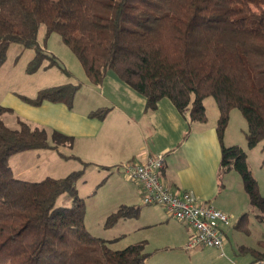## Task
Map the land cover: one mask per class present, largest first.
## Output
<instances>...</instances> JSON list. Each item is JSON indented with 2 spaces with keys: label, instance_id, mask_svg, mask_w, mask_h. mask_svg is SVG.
Instances as JSON below:
<instances>
[{
  "label": "trees",
  "instance_id": "obj_1",
  "mask_svg": "<svg viewBox=\"0 0 264 264\" xmlns=\"http://www.w3.org/2000/svg\"><path fill=\"white\" fill-rule=\"evenodd\" d=\"M41 26L46 36H60L89 83L100 85L111 70L145 98L147 110L168 99L178 112L188 111L191 121L203 123V101L213 98L221 172L235 170L249 205L264 214L245 153L223 144L234 109L246 122L247 146L264 141V0H0V67L9 46L18 44L34 50L28 71L37 70L47 58L37 42ZM75 92L73 86L52 87L20 99L31 106L49 101L70 107ZM2 111L0 264H144L141 243L113 250L86 230L85 203L76 190L82 170L38 182L13 176V155L56 149L71 139L52 132L50 146L45 129L23 121L10 129ZM92 115L101 119L103 111ZM61 194L72 200L70 206H55ZM136 216L134 208L124 207L109 221Z\"/></svg>",
  "mask_w": 264,
  "mask_h": 264
},
{
  "label": "crops",
  "instance_id": "obj_2",
  "mask_svg": "<svg viewBox=\"0 0 264 264\" xmlns=\"http://www.w3.org/2000/svg\"><path fill=\"white\" fill-rule=\"evenodd\" d=\"M86 83L92 87L91 92L97 101L95 107L85 112L60 102L43 101L39 106H31L14 93H8L1 101L3 112L15 113L17 126L18 119H21L32 127L45 129L49 137L52 132H57L71 139L70 143L56 149L50 147L13 155L8 165L15 178L32 182L26 176L31 170L30 164L33 160L34 163L42 160L45 164L59 163L58 175L54 178H63L69 172L65 170L64 173L65 164L75 161L78 162L77 171L82 166L84 171L90 166L107 176L118 173L125 179L120 168L123 164L143 162L147 157L162 154L164 163L160 178L171 193L190 192L201 205L212 206L228 216L227 223L221 225V249L203 247L188 250L192 251L190 257L201 264H250L264 258L262 241H258L254 247L244 242L238 234L239 224L244 219L240 217L236 224L232 223L236 213L220 201L228 190L222 182L226 171L221 172L220 167V143L216 134L218 112L215 119L198 123L191 121L188 111L178 112L168 99L160 100L155 110H147L145 98L117 76H107L106 73L100 85L89 83L86 77ZM99 110L103 111L101 119L92 115ZM1 120L5 123L2 116ZM225 135L226 130L224 138ZM49 145L52 146V141ZM28 157L32 161H28ZM24 160L27 162L20 165ZM14 162L18 167L16 171L13 170ZM36 165L35 168L38 167ZM231 170H227L228 173ZM124 181L129 199L120 206L137 211V216L133 217L136 219V244L141 243L144 252L147 246L155 244L154 253L145 252L148 258L155 252L177 247L186 250L184 247L194 231L169 216L160 206L144 205L142 186L126 179Z\"/></svg>",
  "mask_w": 264,
  "mask_h": 264
},
{
  "label": "rangeland",
  "instance_id": "obj_3",
  "mask_svg": "<svg viewBox=\"0 0 264 264\" xmlns=\"http://www.w3.org/2000/svg\"><path fill=\"white\" fill-rule=\"evenodd\" d=\"M37 42L47 58L42 61L37 70L32 72L28 71V67L35 56L34 50L22 48L18 44L9 46L5 61L0 67V103L8 93H14L18 98L23 96L33 99L38 92L47 88L73 86L76 87V92L71 105L76 110L85 112L90 107H95L97 98L91 92L92 87L86 83L84 70L74 54L62 43L60 36L57 33L46 36L45 28L41 26L38 30ZM107 76L116 77L111 70L107 72ZM204 105L206 119L208 121L215 119L218 109L213 98H206ZM1 116L6 127L17 128L15 113L2 111ZM18 121L22 120L18 119ZM246 130V122L240 112L236 109L232 110L224 138L225 146H235L245 153L247 167L257 182L261 197L264 198V141L254 148H249L245 140ZM48 143L51 144L50 137H48ZM28 158V161H32L30 157ZM26 162L27 160H24L20 165ZM35 164L38 167L35 168ZM58 164L55 165L52 162L45 164L42 160L34 163L33 160L30 164L31 170L26 176L30 177L32 182L41 181L45 177L54 178L55 175H58ZM65 166L64 173L65 170L69 172L64 174V177L77 171L78 162L70 161ZM56 167L58 168L55 169ZM17 169V163L14 162L13 170ZM83 169L82 166L83 175L76 181V190L77 196L85 203L84 224L86 230L92 236L110 240L109 246L113 250H121L128 245L136 244L137 232L134 231L136 219L122 217L115 223L109 221L110 216L119 209H123L124 206L120 205L129 199L125 193L127 186L125 179L118 173L107 176L99 169L90 166L85 171ZM222 182L228 193L220 201L226 208L236 213L232 223L236 224L240 217L244 219L239 224V237L253 247L258 241L263 242L264 214H260L249 205L240 175L235 170H231V173L226 171L223 173ZM243 196H246L244 204ZM71 202L72 200L66 194H61L57 197L55 206L66 207L70 206ZM239 209H242L241 212ZM155 247V244L152 243L145 248V252L154 253ZM190 252L192 251L178 247L165 252H155L149 258L147 257L144 264H201L196 258L190 257Z\"/></svg>",
  "mask_w": 264,
  "mask_h": 264
},
{
  "label": "built area",
  "instance_id": "obj_4",
  "mask_svg": "<svg viewBox=\"0 0 264 264\" xmlns=\"http://www.w3.org/2000/svg\"><path fill=\"white\" fill-rule=\"evenodd\" d=\"M163 163L164 156L158 154L147 157L143 162H127L120 168L126 180L142 186L144 205L160 206L169 216L194 231L184 247L186 250L203 247L221 249V225L227 223L228 216L212 206L201 205L190 192L171 193L160 178ZM250 264H264V260Z\"/></svg>",
  "mask_w": 264,
  "mask_h": 264
}]
</instances>
